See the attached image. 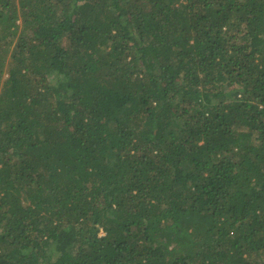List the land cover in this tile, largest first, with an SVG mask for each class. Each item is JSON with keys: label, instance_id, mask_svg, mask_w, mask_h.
<instances>
[{"label": "trees", "instance_id": "trees-1", "mask_svg": "<svg viewBox=\"0 0 264 264\" xmlns=\"http://www.w3.org/2000/svg\"><path fill=\"white\" fill-rule=\"evenodd\" d=\"M0 264H264V0H0Z\"/></svg>", "mask_w": 264, "mask_h": 264}]
</instances>
